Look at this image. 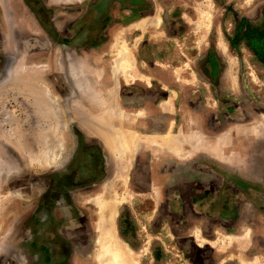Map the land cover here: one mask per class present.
Wrapping results in <instances>:
<instances>
[{"label":"rangeland","instance_id":"obj_1","mask_svg":"<svg viewBox=\"0 0 264 264\" xmlns=\"http://www.w3.org/2000/svg\"><path fill=\"white\" fill-rule=\"evenodd\" d=\"M107 230L128 264H264V0H0V264H100Z\"/></svg>","mask_w":264,"mask_h":264},{"label":"bare ground","instance_id":"obj_2","mask_svg":"<svg viewBox=\"0 0 264 264\" xmlns=\"http://www.w3.org/2000/svg\"><path fill=\"white\" fill-rule=\"evenodd\" d=\"M144 24L145 23L143 22V25ZM224 47L225 46H221V48L225 51L226 49ZM128 53H129L128 47L125 44H123L119 48L116 59L114 61L115 62L114 63V65H115L114 66V73L115 74L123 73L125 75L126 79L130 78L129 72L133 66V60H132L130 54H128ZM166 139H168V138H166ZM171 143H173V142L171 141ZM171 143L168 144L169 147H171V148H173L174 146L176 147V144L174 145V143H173L171 145ZM124 144H125L124 140H122V138L118 137L115 144H113V147L116 149V151L119 152V150H121L125 153V151H127L129 149V145H128V142L125 145ZM173 149L176 152L178 150L176 148H173ZM48 158H49L50 165H52V164L54 165L61 160V158H62L61 152L57 149H50L48 152ZM97 201H98V213L100 216V220L104 221L106 226H108V227L112 226L115 211L117 208L116 203L108 202V200L106 199V196L104 194L99 196ZM104 235H105L104 238H100L101 237L100 236L97 240V245H98V251H97V255H96L97 262L100 264H104V262H107V264L108 263L109 264H128L126 262V258L124 256V250H123L124 247L118 242V239L115 236V231L110 232V230H107L104 232Z\"/></svg>","mask_w":264,"mask_h":264},{"label":"crops","instance_id":"obj_3","mask_svg":"<svg viewBox=\"0 0 264 264\" xmlns=\"http://www.w3.org/2000/svg\"><path fill=\"white\" fill-rule=\"evenodd\" d=\"M73 1H83V0H73ZM8 17V16H7ZM130 72H131V70H130ZM130 72H129V75H130V78L129 79H131V74H130ZM118 75H123V77L126 79V77H125V75L123 74V73H120V74H118ZM129 79H126V80H129ZM173 142V141H172ZM175 144V143H174ZM177 146V145H176Z\"/></svg>","mask_w":264,"mask_h":264}]
</instances>
